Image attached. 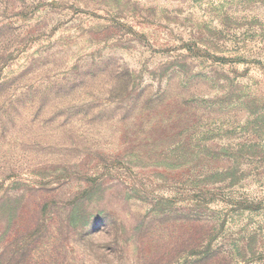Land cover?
<instances>
[{
  "label": "rangeland",
  "instance_id": "1",
  "mask_svg": "<svg viewBox=\"0 0 264 264\" xmlns=\"http://www.w3.org/2000/svg\"><path fill=\"white\" fill-rule=\"evenodd\" d=\"M0 264H264V0H0Z\"/></svg>",
  "mask_w": 264,
  "mask_h": 264
}]
</instances>
